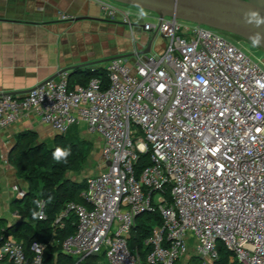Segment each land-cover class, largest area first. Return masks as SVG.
I'll use <instances>...</instances> for the list:
<instances>
[{
  "label": "built area",
  "instance_id": "built-area-1",
  "mask_svg": "<svg viewBox=\"0 0 264 264\" xmlns=\"http://www.w3.org/2000/svg\"><path fill=\"white\" fill-rule=\"evenodd\" d=\"M92 1L109 20L132 27L133 15L169 43L108 60L105 84L93 76L70 87L64 72L21 97L0 94V131L32 117L53 134L78 126L101 139L102 166L86 180L83 203L66 202L56 217L57 225L76 217L61 252L73 264L93 253L96 264H143L129 247L131 229L136 216L156 211L161 224L144 241L147 264H175L187 235L200 264L216 263L219 243L240 264H264V62L211 27L155 13L143 20L151 12ZM143 154L149 163L137 170ZM45 247L33 241L28 254L0 233V262L50 264Z\"/></svg>",
  "mask_w": 264,
  "mask_h": 264
},
{
  "label": "crops",
  "instance_id": "crops-1",
  "mask_svg": "<svg viewBox=\"0 0 264 264\" xmlns=\"http://www.w3.org/2000/svg\"><path fill=\"white\" fill-rule=\"evenodd\" d=\"M151 34L138 21L130 27L109 20L92 0H0V94L21 97L50 78L59 79V72L70 66L79 67L64 71L67 76L79 68H103L107 61L100 60L145 48ZM158 39L156 53L165 48L164 39ZM45 128L52 133L30 117L0 131V228L19 219L11 205L18 197L13 186L26 189L7 160L15 136L32 129L40 139Z\"/></svg>",
  "mask_w": 264,
  "mask_h": 264
},
{
  "label": "trees",
  "instance_id": "trees-1",
  "mask_svg": "<svg viewBox=\"0 0 264 264\" xmlns=\"http://www.w3.org/2000/svg\"><path fill=\"white\" fill-rule=\"evenodd\" d=\"M93 76L100 78L105 84L106 74L103 68L83 70L79 68L76 69V75H68L67 78L69 86L72 87L75 84L85 85ZM75 127H71L65 134H55L51 146L39 141L36 131L22 130L16 134L15 144L7 157L10 165L16 170L17 177L25 180L26 189L22 197H15L11 202L19 219L0 228V233L21 242L28 254L29 246L33 241L45 243L44 259L50 264H73L75 262L72 257L63 254L60 249L61 241L75 232V215L68 213L60 220L59 225L55 224L56 217L66 202L83 203L80 192L86 188V180L76 181L66 177V173L81 163L83 158L81 152L83 142L75 136L79 133V128ZM57 147L71 148V155L66 161L57 162L53 158L52 153ZM148 163L147 155L143 154L135 163V167L139 170ZM37 202H42L44 219L38 218L40 207ZM160 224L161 217L156 211L139 214L135 218L129 238V247L137 248L143 264H147L145 255L149 251V246L144 241L150 236L153 226ZM217 250L218 260L215 264H240L237 260H232V253L223 244L219 243ZM92 257H86L79 264H83L84 261L86 264H95L92 263L91 259H95ZM0 264L11 263L2 261ZM175 264L180 263L177 261ZM186 264H200V261L197 256H190Z\"/></svg>",
  "mask_w": 264,
  "mask_h": 264
},
{
  "label": "water",
  "instance_id": "water-1",
  "mask_svg": "<svg viewBox=\"0 0 264 264\" xmlns=\"http://www.w3.org/2000/svg\"><path fill=\"white\" fill-rule=\"evenodd\" d=\"M125 5L153 12L160 18L170 16L178 19L202 24L218 31L238 36L264 50V0H112ZM141 25V24H140ZM162 38L159 30L152 32L145 48L137 50V54L154 53L153 46L158 38ZM124 54L109 57H128ZM77 65L62 69H74ZM53 79V78H50ZM48 79V80H50ZM93 253V256H96Z\"/></svg>",
  "mask_w": 264,
  "mask_h": 264
},
{
  "label": "rangeland",
  "instance_id": "rangeland-1",
  "mask_svg": "<svg viewBox=\"0 0 264 264\" xmlns=\"http://www.w3.org/2000/svg\"><path fill=\"white\" fill-rule=\"evenodd\" d=\"M114 4L122 6L131 12H136V11H143L148 13L147 10L140 9L137 7L125 5L122 3H118L115 1H112ZM154 13L151 12V15H147L146 18H143V20H150L154 21L155 19L153 18ZM131 19H133V23H137V19H134V16H131ZM224 34V33H223ZM227 38L232 40L235 44L240 46L244 51L249 53L253 58L263 61L264 62V50L255 44L244 40L240 37L233 36L231 34H224ZM159 39L156 40L155 44L157 43ZM164 44H168L169 40H163ZM132 56L128 57V59H131ZM105 64V63H104ZM103 64V65H104ZM102 65V64H101ZM75 128H79L76 126ZM132 129L134 133L138 136L141 135V133L138 131V128L136 126H132ZM43 131H48L46 128ZM45 134V137L40 138L39 141H43L47 146L52 145V140L54 137V134L51 132H42ZM79 141H82L83 144L81 145V152H82V162L79 163L77 166H75L71 171H68L66 173V177H68L71 180H76V181H85L89 177L93 176L96 174L100 168H101V160H100V151H101V139L96 136L95 134L88 133L84 128H79V133L75 135ZM5 223V222H4ZM114 225L112 226L111 230L114 229ZM186 242L188 244V250L187 252L181 257L179 260L180 264H186L187 260L189 259L190 256H196L194 253V246L196 243V240L193 236H186ZM92 258L99 259V256H93ZM95 259H91L92 263L96 264ZM83 264H86V261L83 262Z\"/></svg>",
  "mask_w": 264,
  "mask_h": 264
},
{
  "label": "clouds",
  "instance_id": "clouds-1",
  "mask_svg": "<svg viewBox=\"0 0 264 264\" xmlns=\"http://www.w3.org/2000/svg\"><path fill=\"white\" fill-rule=\"evenodd\" d=\"M53 158L57 161L60 162L61 160L66 161L67 158L71 155V148L70 147H57L55 151L52 153ZM51 199V198H49ZM39 204V202H37ZM35 215V213H34Z\"/></svg>",
  "mask_w": 264,
  "mask_h": 264
}]
</instances>
